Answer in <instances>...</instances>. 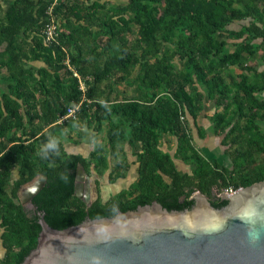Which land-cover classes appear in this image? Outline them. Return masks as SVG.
Returning <instances> with one entry per match:
<instances>
[{"label": "trees", "instance_id": "1", "mask_svg": "<svg viewBox=\"0 0 264 264\" xmlns=\"http://www.w3.org/2000/svg\"><path fill=\"white\" fill-rule=\"evenodd\" d=\"M259 1L0 0V71L8 74L7 88L0 87V264H20L35 248L38 212L61 230L87 217H112L152 202L169 211L189 209L196 192L220 208L227 202L214 190L264 180V69L242 67L252 74H240L238 81L222 75L259 50L264 62V5L256 6ZM54 4L52 13L64 17L68 32L46 42L43 30ZM240 21L248 24L227 29ZM131 25L137 27L135 40L128 39ZM116 83L132 87L133 95L113 99ZM205 102L222 107L214 133L222 138L230 166L208 161L193 145L188 121L197 125ZM76 105V118L59 123ZM235 117L245 124L232 122ZM75 121L96 134L106 126L111 153L118 142L135 149V196L122 191L103 200L98 178L90 207L74 196L78 166L88 177L93 169L98 177L107 171L101 143L83 156L66 153L56 140L58 131ZM164 135L174 140L172 155L160 148ZM175 160L191 172L178 171ZM126 169L116 162L108 183L125 177L119 171ZM37 176L46 182L31 200L32 214L20 204L18 191Z\"/></svg>", "mask_w": 264, "mask_h": 264}, {"label": "water", "instance_id": "2", "mask_svg": "<svg viewBox=\"0 0 264 264\" xmlns=\"http://www.w3.org/2000/svg\"><path fill=\"white\" fill-rule=\"evenodd\" d=\"M45 182L37 176L18 191L20 204L35 214L31 200ZM91 191L78 166L74 196L90 207L97 199ZM191 199L189 209L169 211L152 202L61 230L38 212L36 246L20 264H264V180L224 196L220 208L199 192Z\"/></svg>", "mask_w": 264, "mask_h": 264}, {"label": "rangeland", "instance_id": "3", "mask_svg": "<svg viewBox=\"0 0 264 264\" xmlns=\"http://www.w3.org/2000/svg\"><path fill=\"white\" fill-rule=\"evenodd\" d=\"M108 2L109 5H114L117 2L122 0H104ZM264 2L260 0L256 6L262 8ZM3 7H7V4H3ZM1 15V13H0ZM55 25L60 30V32H68L65 27L64 17L62 15L55 16ZM248 24V21H240L234 23L227 27L229 30H239L242 25ZM130 35H128L129 40H135L137 38V27H133ZM230 42H234V40L230 39ZM236 42V41H235ZM3 49V46L0 47V51ZM262 50H259L254 56L247 57V59L241 64V66H232L224 69L222 71V75L225 77H233L238 81L237 76L240 74H249L251 75L252 72L245 71L242 69L249 68V67H257V69H264V62L261 61L262 57ZM153 61V59H152ZM35 66L39 67L41 63L34 62ZM176 69L180 67V62L175 60L174 62ZM8 74L5 70L0 71V78L4 80L0 82V87L2 89L7 88L6 78ZM81 82L82 79L80 78ZM131 78L129 79V81ZM132 87L125 85L124 83H116L112 85V98L122 100L127 97H131ZM231 96V94H230ZM261 99H264V95L260 96ZM222 111L221 106L215 105L214 102H205L202 106L201 112L197 117V125L194 126L192 120L189 119V127L191 128L192 140L194 147L199 151L201 155H203L208 161H217L219 164H225L230 166V162L228 161V157L225 153L226 148L221 144V137L216 136L214 133V119L215 114ZM237 118H233L232 122H235ZM71 126L64 125L60 131H58V136L56 140L63 145L64 151L66 153H79L83 156H87L90 151L95 149L96 143H101L104 145V150L102 155L104 156L107 162V171L103 176L98 177L96 171L93 169L91 174L89 175L90 182L92 185V194L91 199L95 198L97 194L94 180L98 178L100 181V195L103 200H107L111 196L117 194L118 192H126L130 198L135 196L134 189L132 188L133 184L137 178V167L138 164L136 162V157L134 156V151L132 147L124 142H118L113 145V153L110 152V147L106 144V131L107 127L104 126L103 132L96 134L92 127H84L80 122L75 121ZM239 126L242 127L245 123L244 121L237 120ZM203 132V137L200 138V132ZM161 149L165 152H169L171 155L174 151V140L170 136L164 135L161 136L160 139ZM37 149H41V146H37ZM116 162H121V164L127 166L125 171L117 170L119 173H123L125 177L115 179L112 182L107 181V174L113 167ZM175 165L178 171L182 172H191L192 167L189 165H182L179 161L175 160ZM17 176V171H13L12 177ZM226 190H220L219 193H222ZM215 193V192H214ZM4 254V250L0 245V258H2Z\"/></svg>", "mask_w": 264, "mask_h": 264}, {"label": "built area", "instance_id": "4", "mask_svg": "<svg viewBox=\"0 0 264 264\" xmlns=\"http://www.w3.org/2000/svg\"><path fill=\"white\" fill-rule=\"evenodd\" d=\"M54 7H55V4H54V6H51L48 10L49 22H48V24L45 25L44 30H43L46 42H55V39L58 36V33L60 32V30L55 25V21H54L55 16L52 13V9H54ZM74 76L79 78V76L76 73H74ZM80 89L84 90V86H83L82 82H80ZM78 108H79V105L68 107L65 115L63 117H61V119L58 122L60 123L63 120H67L69 118L75 119L76 118V112H77ZM235 191L236 190L227 189L226 191H224L222 193H218L216 196L218 198L223 199L224 196H230Z\"/></svg>", "mask_w": 264, "mask_h": 264}, {"label": "flooded vegetation", "instance_id": "5", "mask_svg": "<svg viewBox=\"0 0 264 264\" xmlns=\"http://www.w3.org/2000/svg\"><path fill=\"white\" fill-rule=\"evenodd\" d=\"M215 195H217L218 193H214ZM32 203V202H31ZM34 207V206H33ZM35 208V207H34ZM25 210L28 212V213H34V209H27V208H25Z\"/></svg>", "mask_w": 264, "mask_h": 264}, {"label": "crops", "instance_id": "6", "mask_svg": "<svg viewBox=\"0 0 264 264\" xmlns=\"http://www.w3.org/2000/svg\"><path fill=\"white\" fill-rule=\"evenodd\" d=\"M56 1V0H55Z\"/></svg>", "mask_w": 264, "mask_h": 264}]
</instances>
